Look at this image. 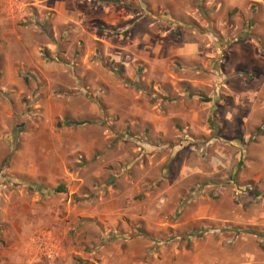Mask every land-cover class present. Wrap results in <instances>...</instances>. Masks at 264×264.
<instances>
[{"label":"rangeland","instance_id":"rangeland-1","mask_svg":"<svg viewBox=\"0 0 264 264\" xmlns=\"http://www.w3.org/2000/svg\"><path fill=\"white\" fill-rule=\"evenodd\" d=\"M0 264H264V0H0Z\"/></svg>","mask_w":264,"mask_h":264},{"label":"trees","instance_id":"trees-1","mask_svg":"<svg viewBox=\"0 0 264 264\" xmlns=\"http://www.w3.org/2000/svg\"><path fill=\"white\" fill-rule=\"evenodd\" d=\"M101 29V28H100ZM65 124L67 126H76V125H80L79 123H76V122H72V121H69V120H66L65 121ZM60 190V189H59ZM61 191V190H60Z\"/></svg>","mask_w":264,"mask_h":264}]
</instances>
